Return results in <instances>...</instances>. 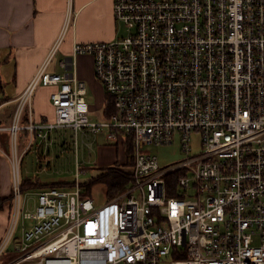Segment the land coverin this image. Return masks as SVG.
I'll return each instance as SVG.
<instances>
[{"label":"built area","instance_id":"built-area-1","mask_svg":"<svg viewBox=\"0 0 264 264\" xmlns=\"http://www.w3.org/2000/svg\"><path fill=\"white\" fill-rule=\"evenodd\" d=\"M113 13L127 36L74 52L93 58L111 105L92 112L74 59L60 64L65 73H48L54 54L17 100L13 211L0 260L23 215L30 225L9 264H264V0H114ZM41 87L55 89L56 118L36 124ZM59 130L75 132L77 155L81 137L132 146L127 191L97 208L78 164L75 190H40L28 211L19 166L32 151L45 156ZM177 139L185 159L170 168L142 150Z\"/></svg>","mask_w":264,"mask_h":264},{"label":"crops","instance_id":"crops-1","mask_svg":"<svg viewBox=\"0 0 264 264\" xmlns=\"http://www.w3.org/2000/svg\"><path fill=\"white\" fill-rule=\"evenodd\" d=\"M113 11L114 0H0V128L4 129L0 132V145L5 144L9 148V128L15 121L17 100L51 55L54 54V59L60 58L61 64L69 58H75V48L79 45L108 43L117 38V23ZM74 60L78 81L85 83L90 77L83 69L88 60L92 78H95L92 57L83 56L82 63L80 57ZM54 90L43 87L37 90L32 101L36 124L44 119L51 122L55 120L54 108L50 102ZM102 94L104 107L106 100L103 86ZM27 124L28 119L24 118L22 126ZM25 133L23 131L20 138H24L28 145ZM27 147L25 146L22 155ZM11 154L13 155V149ZM12 155H6L0 146V173L1 163H6L4 158L13 167ZM79 165L81 166L80 163ZM10 196L11 194L8 197L2 195V198ZM12 211L13 206L6 203L4 210L0 212V242L7 236Z\"/></svg>","mask_w":264,"mask_h":264},{"label":"rangeland","instance_id":"rangeland-1","mask_svg":"<svg viewBox=\"0 0 264 264\" xmlns=\"http://www.w3.org/2000/svg\"><path fill=\"white\" fill-rule=\"evenodd\" d=\"M116 27L117 37L123 38L127 36L128 31L123 23H117ZM83 56L84 55L79 56L81 63ZM60 61V58L55 57L48 73H65L60 68ZM83 69L88 72V76H90L85 82L88 89L87 101L93 107L92 112L102 111V86L96 82V78H92L89 60L85 63ZM96 118L97 116L94 117L93 115L92 121H95ZM194 141L193 147L195 152H199L201 149L199 137H196ZM75 142L76 139L74 131L59 130L53 135L52 140L48 141L49 147L47 148L45 156L41 155V158H39L35 151L25 155L22 159V163L19 166V173L22 177V182L28 179H37L43 184H72L68 190L73 191L75 190L74 187L77 181V165L79 163L81 164L82 168H85L78 180L82 187H84L85 184H89L93 179L101 175L103 170L110 169L112 167H115L124 173L130 172L132 175L133 164L130 158L132 155L128 157V154L126 153L127 150L123 146L117 147L118 145H109L104 134L97 135L96 137H81L79 140L80 149L78 151V155L74 145ZM26 143L27 141H25L24 138L19 139L18 146L21 155L25 146H27ZM0 146L6 155H12L11 149H14V147L11 139L9 148H7L5 144H1ZM142 150L144 152L148 151V153L159 157L162 168L176 166L185 159V155L182 152V145L178 139L175 140V143L170 146L142 145ZM4 161L6 162L5 164H3V162L1 163L0 191L3 197H8L10 194L12 195L11 187L12 183H14V170L12 163L10 165L6 158H4ZM38 192L40 191H29L23 195V202L25 203L28 211L35 210ZM84 194H87V190L85 188L83 189V195ZM89 197L94 201L97 208L107 205L110 201L108 189L101 184L92 187ZM5 201V204L7 203L11 206V196L5 199ZM23 225L29 226L30 222L27 221L24 224L22 215L20 216V222L15 231L16 237L9 245L6 256L2 257L0 260V264H9L11 261H13V259L19 257V254L16 253L14 248L17 243V239L22 235L21 233Z\"/></svg>","mask_w":264,"mask_h":264},{"label":"trees","instance_id":"trees-1","mask_svg":"<svg viewBox=\"0 0 264 264\" xmlns=\"http://www.w3.org/2000/svg\"><path fill=\"white\" fill-rule=\"evenodd\" d=\"M105 100L106 99L105 97ZM109 101V100H108ZM111 101V100H110ZM109 101V103H110ZM111 105V103H110ZM111 107V106H110ZM109 107V109H110ZM109 112V110H108ZM26 119L29 120L27 116H25ZM28 134L25 133V137H27ZM133 147L129 146L127 148V154L128 157L132 155ZM132 160V164L134 165V158L130 157ZM132 175L130 172L124 173L123 171L112 167L111 169H106L101 172V175H99L97 178L93 179L89 184H85L84 187L81 186V188H85L87 190V195L89 197V194H91V190L93 186H96L98 184H101L105 186L108 189V196L110 200H113L116 196L123 194L127 191L129 188L130 183L132 182ZM1 185V182H0ZM72 184H54V185H42L40 180L37 179H28L22 182L21 184V190L23 195L29 191H40L47 188H54V187H60V188H66L68 189ZM13 197L11 195V205L13 204ZM5 199L2 198L1 191H0V212L4 210L5 207ZM13 206V205H12Z\"/></svg>","mask_w":264,"mask_h":264},{"label":"water","instance_id":"water-1","mask_svg":"<svg viewBox=\"0 0 264 264\" xmlns=\"http://www.w3.org/2000/svg\"><path fill=\"white\" fill-rule=\"evenodd\" d=\"M69 61H70V62H73V58H69Z\"/></svg>","mask_w":264,"mask_h":264}]
</instances>
